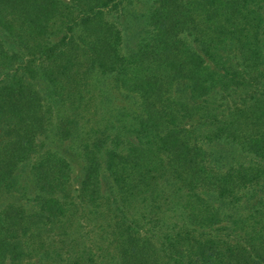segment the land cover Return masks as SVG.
Instances as JSON below:
<instances>
[{
	"label": "trees",
	"instance_id": "1",
	"mask_svg": "<svg viewBox=\"0 0 264 264\" xmlns=\"http://www.w3.org/2000/svg\"><path fill=\"white\" fill-rule=\"evenodd\" d=\"M0 264H264V0H0Z\"/></svg>",
	"mask_w": 264,
	"mask_h": 264
}]
</instances>
